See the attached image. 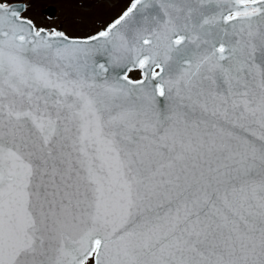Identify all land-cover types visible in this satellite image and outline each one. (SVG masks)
I'll return each mask as SVG.
<instances>
[{
    "label": "snow or ice",
    "instance_id": "1",
    "mask_svg": "<svg viewBox=\"0 0 264 264\" xmlns=\"http://www.w3.org/2000/svg\"><path fill=\"white\" fill-rule=\"evenodd\" d=\"M35 2L0 0V264H264V0L84 38Z\"/></svg>",
    "mask_w": 264,
    "mask_h": 264
},
{
    "label": "rangeland",
    "instance_id": "2",
    "mask_svg": "<svg viewBox=\"0 0 264 264\" xmlns=\"http://www.w3.org/2000/svg\"><path fill=\"white\" fill-rule=\"evenodd\" d=\"M57 4L56 23H60L65 34L86 36L102 30L104 25L128 6L129 0H42ZM42 2V3H43ZM62 21H66L61 24Z\"/></svg>",
    "mask_w": 264,
    "mask_h": 264
},
{
    "label": "flooded vegetation",
    "instance_id": "3",
    "mask_svg": "<svg viewBox=\"0 0 264 264\" xmlns=\"http://www.w3.org/2000/svg\"><path fill=\"white\" fill-rule=\"evenodd\" d=\"M42 0H36V2L32 5L33 11L28 12L27 14L32 17L38 24L44 27H56L58 30H63L60 23H56L54 19H57V4L54 2L42 3ZM57 17V18H56ZM64 31V30H63ZM97 31L92 32L91 34H95ZM67 33V32H65ZM89 34V35H91ZM67 35V34H66ZM72 38H84L86 36H70ZM133 78H138V73L131 74Z\"/></svg>",
    "mask_w": 264,
    "mask_h": 264
},
{
    "label": "water",
    "instance_id": "4",
    "mask_svg": "<svg viewBox=\"0 0 264 264\" xmlns=\"http://www.w3.org/2000/svg\"><path fill=\"white\" fill-rule=\"evenodd\" d=\"M69 38H72V37H69Z\"/></svg>",
    "mask_w": 264,
    "mask_h": 264
}]
</instances>
